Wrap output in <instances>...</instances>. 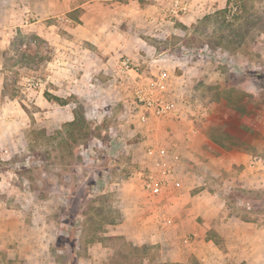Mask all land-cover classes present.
I'll return each instance as SVG.
<instances>
[{
	"label": "rangeland",
	"instance_id": "374dc122",
	"mask_svg": "<svg viewBox=\"0 0 264 264\" xmlns=\"http://www.w3.org/2000/svg\"><path fill=\"white\" fill-rule=\"evenodd\" d=\"M26 1V26L14 28L0 49V264H72V246L77 264H175L163 261L153 246L133 245L116 233L117 184L129 180L143 192L141 175L149 167V144L128 132L134 129L126 123L134 101L128 84L117 81L116 66L129 57L146 73L151 70L122 55L113 71L89 77L88 94L57 96L67 100L65 106L44 101L43 92L54 95L48 76L57 46L91 17L86 20L85 10H70L87 0ZM230 2L224 16L210 14L189 28L145 36L153 49L141 54L155 61L153 73L174 63L167 71L187 118L203 123L217 138L218 129L226 131L221 141L226 148L244 147L252 161L264 165V0ZM95 12L102 15L100 8ZM182 73L189 76L184 91L181 81L174 83ZM77 105L83 106L90 136L72 143L62 125L72 121ZM246 124L251 132L242 128ZM248 201L255 212L264 210V194L253 193ZM243 211L242 206L232 210ZM18 236L22 249L12 244ZM4 237L9 242H1ZM26 239L35 246L31 258L24 256L30 253ZM14 247L20 254L13 257L7 249ZM177 263L219 264L214 256L199 260L193 254ZM224 264L243 263L229 258Z\"/></svg>",
	"mask_w": 264,
	"mask_h": 264
},
{
	"label": "crops",
	"instance_id": "0c3cea01",
	"mask_svg": "<svg viewBox=\"0 0 264 264\" xmlns=\"http://www.w3.org/2000/svg\"><path fill=\"white\" fill-rule=\"evenodd\" d=\"M175 3L183 5L185 11L176 9ZM226 3L227 0H87L74 5L71 11L85 10L84 17L86 20L91 17V21L72 28L73 38L65 45L57 44V55L50 66L52 75L48 76L53 94L59 97L66 93L88 94L89 77L113 71L122 55H132L141 65L155 71V61L141 54L153 49L145 36L158 38L180 26L189 28L203 17L224 9ZM27 4L26 0H0V49H4L5 39L14 28L26 26ZM97 8L102 15L95 12ZM99 17L102 22H98ZM83 27L85 32L79 29ZM164 54L162 51L159 55ZM172 65L168 64L167 70ZM186 71L190 72L188 68ZM182 74L174 83L181 81L178 87L184 91L189 76ZM186 114L181 106L176 118L150 119L146 126L134 116H127L126 123L132 122L134 126L129 129L130 134L139 133L148 146L166 145L181 160L175 167L178 186L169 184L156 197H148L132 181L117 184L115 204L120 223L116 233L133 245L153 246L167 262H182L185 254H193L199 260L214 256L219 264L229 258L243 264H264V210L255 212L248 201L253 193L264 194L263 163L252 161L244 147L226 148L215 142L203 123H193ZM242 128L246 132L253 130L248 124ZM233 193L243 198L232 200ZM239 206L243 207L244 215L232 212ZM186 238L190 239L188 243L183 242ZM14 239L17 242H11L14 246L23 245V237ZM2 240L4 244L9 242L6 237ZM27 242L30 253L24 256L31 258L35 246L31 239ZM7 251L13 257L20 254L15 247Z\"/></svg>",
	"mask_w": 264,
	"mask_h": 264
},
{
	"label": "built area",
	"instance_id": "2783aa9c",
	"mask_svg": "<svg viewBox=\"0 0 264 264\" xmlns=\"http://www.w3.org/2000/svg\"><path fill=\"white\" fill-rule=\"evenodd\" d=\"M181 12L185 7L175 3ZM117 81L130 87L133 115L137 122L146 124L150 119H174L178 116L182 99L172 90L171 76L165 70L155 73L141 70L129 57L122 58L116 66ZM97 82V79H94ZM145 156L149 162L147 171L142 173V190L147 196H158L172 184L178 186L175 167L181 158L166 147L148 146ZM188 243V239L183 240Z\"/></svg>",
	"mask_w": 264,
	"mask_h": 264
},
{
	"label": "trees",
	"instance_id": "16d2710c",
	"mask_svg": "<svg viewBox=\"0 0 264 264\" xmlns=\"http://www.w3.org/2000/svg\"><path fill=\"white\" fill-rule=\"evenodd\" d=\"M230 3H231L230 0H227L225 8L220 11L215 12L214 14H222L224 16L227 12H229ZM209 18H210V15H207L203 17L201 20L206 21V20H209ZM42 96L46 101H53L57 103L59 106H65L68 104L67 100H63L47 92H43ZM72 115H73L72 121L62 125V127L68 133L67 136L69 137L72 143H76L78 140H87L90 135L88 134V121H87V116L84 112L83 106L77 105L76 108L73 110ZM218 130H219V135H218L219 138H217V136L216 137L212 135L210 136L215 142L225 146L221 141H222V138L228 137V133L221 129H218ZM94 185L96 187L100 186V184L98 183H94ZM71 246H72V242H71ZM69 256L71 257V260H72L71 263L77 264L73 246H72V250L70 251ZM175 264H181V263H175Z\"/></svg>",
	"mask_w": 264,
	"mask_h": 264
}]
</instances>
